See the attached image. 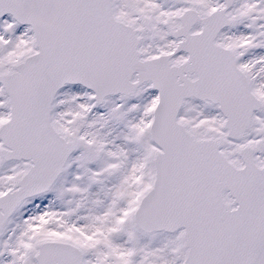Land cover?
Here are the masks:
<instances>
[{
    "label": "snow or ice",
    "instance_id": "snow-or-ice-1",
    "mask_svg": "<svg viewBox=\"0 0 264 264\" xmlns=\"http://www.w3.org/2000/svg\"><path fill=\"white\" fill-rule=\"evenodd\" d=\"M0 264H264V0H0Z\"/></svg>",
    "mask_w": 264,
    "mask_h": 264
}]
</instances>
